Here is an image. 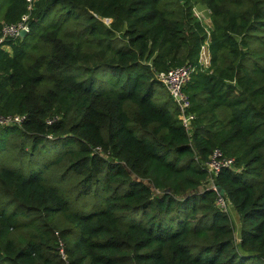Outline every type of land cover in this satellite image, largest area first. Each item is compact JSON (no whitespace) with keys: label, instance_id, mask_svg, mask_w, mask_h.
<instances>
[{"label":"trees","instance_id":"trees-1","mask_svg":"<svg viewBox=\"0 0 264 264\" xmlns=\"http://www.w3.org/2000/svg\"><path fill=\"white\" fill-rule=\"evenodd\" d=\"M25 12L0 0V29ZM27 25L0 43V115L25 116L0 126V264H264V0H34ZM186 63L190 135L153 100Z\"/></svg>","mask_w":264,"mask_h":264},{"label":"built area","instance_id":"built-area-1","mask_svg":"<svg viewBox=\"0 0 264 264\" xmlns=\"http://www.w3.org/2000/svg\"><path fill=\"white\" fill-rule=\"evenodd\" d=\"M34 0H26L27 12L21 15L20 19L15 23H3L0 29V43L5 40L19 37L21 30L28 32L27 21L29 19L30 11L32 10ZM210 13V12H209ZM198 17V16H197ZM7 47V46H6ZM5 47V48H6ZM207 44L202 46L199 55V62L205 68L209 65L208 55H206ZM195 70V66L186 63L166 71L156 73L157 80L164 86L170 98L177 106V118L188 135L192 131V123L195 119V113L191 111V102L188 95L185 93L184 88L188 84L191 74ZM57 118L48 119L47 123L50 124ZM25 120V116L21 114H8L0 115V126H21ZM234 165V158L228 157L223 152L215 148L209 155L208 160L204 163V167L208 173L206 186L216 191V205L223 211L229 210L230 204L225 199L224 195L215 185V177L223 168H232ZM61 256L64 258L63 249L59 248Z\"/></svg>","mask_w":264,"mask_h":264},{"label":"rangeland","instance_id":"rangeland-1","mask_svg":"<svg viewBox=\"0 0 264 264\" xmlns=\"http://www.w3.org/2000/svg\"><path fill=\"white\" fill-rule=\"evenodd\" d=\"M198 18L201 20V22L204 24V26L206 28L211 26V22H210V19H209L207 13H206V16H200ZM106 22H107V20H106ZM6 48L10 49L8 46ZM153 100L157 103H164V102H167L168 104L171 103L170 96L168 95L167 91L165 90L164 86H162V85L157 87V90L155 92ZM239 222L240 221H239L238 217H235L233 223H234V235H235L236 243H239V241H238V239H239L238 234H239V230H240V223Z\"/></svg>","mask_w":264,"mask_h":264},{"label":"crops","instance_id":"crops-1","mask_svg":"<svg viewBox=\"0 0 264 264\" xmlns=\"http://www.w3.org/2000/svg\"><path fill=\"white\" fill-rule=\"evenodd\" d=\"M193 12H194V14L196 15V16H198V17H200V16H206V13L208 14V17H209V19H210V13H209V10L204 6V5H200V4H198V5H196L195 7H194V9H193ZM200 15V16H199ZM210 27V26H209ZM208 27V28H209ZM206 55H208V57H210L209 56V51H208V49H207V47H206ZM204 69H207V68H205V67H203ZM228 214H229V216H230V218H231V220L232 221H234V219H235V217H238V219H239V215H238V213L235 211V209L230 205L229 206V210H228ZM240 223V222H239ZM235 236V235H234ZM238 241L240 240V230H239V234H238Z\"/></svg>","mask_w":264,"mask_h":264},{"label":"water","instance_id":"water-1","mask_svg":"<svg viewBox=\"0 0 264 264\" xmlns=\"http://www.w3.org/2000/svg\"><path fill=\"white\" fill-rule=\"evenodd\" d=\"M27 31L26 30H21L19 33V37L23 38L26 35ZM221 194H223V191H220Z\"/></svg>","mask_w":264,"mask_h":264}]
</instances>
